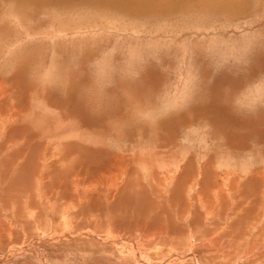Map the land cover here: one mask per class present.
Instances as JSON below:
<instances>
[{
    "label": "rangeland",
    "instance_id": "374dc122",
    "mask_svg": "<svg viewBox=\"0 0 264 264\" xmlns=\"http://www.w3.org/2000/svg\"><path fill=\"white\" fill-rule=\"evenodd\" d=\"M0 119L1 124L8 122V126L0 125V150L5 151L2 143L10 138L9 133L19 139L14 149L21 147V155L29 153L19 162L31 157V166L26 162L20 174L23 177L30 170L34 173L25 187L31 200L36 196L31 185L36 186L38 179L48 186L49 197L63 196L62 204L72 202L77 190L85 191L86 203L89 194L102 199V204L113 196L117 205L127 207L129 217L137 219V203L142 195L148 200L153 198V203L161 202L167 215L175 209L169 203L171 196L165 198L163 187H159L170 176L175 180V192L184 194L185 201L188 197L184 190L189 184L213 189L235 181L239 191L236 195L241 192L245 196L248 187L253 190L250 195L256 194L252 195L254 199L248 197L250 215L244 219L258 223V234L242 227V245L246 239L249 241L240 250L227 239L232 229L221 231L227 242L221 248L235 253L223 260L202 259L201 264H234L240 254L239 264H259V259H264L258 252L249 256L247 248L254 241L251 248L261 250L264 246V234H260L264 222L256 220L257 208L264 203V194L260 193L264 191V0H0ZM63 124L71 129H62ZM49 126L54 130L48 131ZM139 161L146 163L143 166ZM48 165L47 177L42 173ZM83 178L94 185L78 183ZM9 185L4 183L2 191ZM10 196H3L8 206ZM15 198L17 205L10 218L18 225L27 197L18 194ZM142 215L137 221L141 226ZM220 218L208 224L209 231L214 229V222L220 223ZM235 218H228L229 224L237 222ZM20 229L13 231L14 240L20 237L14 241L18 246L24 238ZM88 229L106 234V228ZM128 230L133 234L132 229ZM205 232L198 229L196 237L201 238ZM27 233L30 238L42 235L34 228ZM176 240L179 250L174 249L175 253L191 248L187 234ZM69 241L48 249L40 247L50 257L46 264H128L115 258L107 244ZM8 244L1 242V248ZM159 250H165L166 259L174 254L166 245L159 246ZM15 264L37 263L35 258L26 257Z\"/></svg>",
    "mask_w": 264,
    "mask_h": 264
},
{
    "label": "bare ground",
    "instance_id": "6f19581e",
    "mask_svg": "<svg viewBox=\"0 0 264 264\" xmlns=\"http://www.w3.org/2000/svg\"><path fill=\"white\" fill-rule=\"evenodd\" d=\"M19 113L20 112L18 110V114ZM22 114L20 116H18V115L17 116L18 117H21V116L23 117ZM24 115H25L24 117H28V116H26V114H24ZM28 115H30V112L28 113ZM34 115H36V114H34ZM31 116H33L32 113H31ZM35 118H33V119H35ZM40 118H41V116H40ZM1 119H2V117H1ZM36 119H38V118H36ZM29 122L27 121V124ZM7 123H8L7 121H2V124L0 123V125H4L5 126V125H7ZM14 124H15V122H14ZM45 124H48V123L46 122ZM27 126H29V125H27ZM50 126H49V128H50ZM17 127L18 126H16V128ZM39 127L40 126L36 127V129L39 128ZM52 127H55V126L53 125ZM65 127L69 128V126L67 127L66 125L63 124L62 129L65 130ZM18 128H19L18 130L20 131V127H18ZM42 128H45V127L42 126ZM29 129H31V128H28V130ZM69 129H71V128H69ZM69 129H67V130H69ZM31 130H33V129H31ZM51 130H54V129L50 128L48 131H51ZM0 131H2V129ZM43 131L45 132V129H43ZM75 131H73V133H75ZM34 133H35L34 135L37 134L36 132H34ZM48 133H51V132H48ZM7 134H8L7 137H10V138H7V140L3 141V143H2L4 148H5V149L4 148L3 149L5 151L0 150V221H5V222L8 223V224H4V222H1V224H0V250L2 251V252L0 251L1 252L0 253V264H15V263H18V261H25L26 257L35 258V262L37 264H39L37 259H40L44 264H46L47 261H50L49 260L50 257H49L48 254L44 253L45 251L43 249L41 251L40 247H45V249H48L50 247L57 246V244L64 243L66 241L74 240V239L80 240V241H84V240H86V241H95L94 243L99 241V243L107 244L112 249L111 250L112 254L115 252L114 254H116V256H117L115 258H118V260L120 259V260H122L124 262H127L128 264H177V263L180 264L181 262H185V264L188 263V262H191V264L192 263L201 264V260L202 259H211V260H213L215 258V259H222L223 260L224 257H227L230 253H235V252H231L229 250L225 251L224 248H221L220 245H223L224 243L227 244L226 240L223 241V239L225 237H224V235L221 234V231L230 230V232H231V229H232L233 232L232 233L229 232L230 233L229 235L227 234V236H229L227 239H228L229 242H234L236 244V246L237 245L240 246V248H241L240 250H244L245 246L248 245L247 241H249V239L248 240L246 239L244 244L242 245V243H241V241H242L241 240L242 239V236H241L242 227H243V229L247 227V229H248L247 231L249 233H251V234H255L257 232L258 223H255V222L253 223V221L250 218L249 219L246 218V220L244 219V217H248V215H250L249 214L250 210L248 209L249 204L246 203V202H251V200H249L248 197L253 198L252 195L254 197H256V194H251L250 195V191H253V190H250L249 187H248L243 192L244 195L245 194L247 195V196L245 195L246 197L241 195V192H240L239 195H236V191H238V184L235 181H233V182L230 181V182H232L233 186H231L230 182L226 181L225 182L226 183L225 185H227L226 187H225V185L222 186L221 185L222 183L219 184V182H218L219 185L214 186L213 189H211L210 187L204 188V186H202V188L201 187L198 188L196 185L192 186V185L189 184L188 185L189 187L185 188V190H184L186 196L188 197L187 201H185V200H183L184 199L183 198L184 194L182 195L181 193H178L177 190L175 192V188L176 187H174L175 183L173 182L175 180H171V179H173V177L170 176L167 179L164 177L165 180H164L163 186H159L161 188L163 187L164 191H161L162 190L161 188H160L161 189L160 191L162 192V194H165V198L171 196L172 200L169 203H171L174 206L175 209L172 208V211L169 212L171 210L170 209L168 211L170 213V214L168 213V215H169L168 216L167 213L164 211V209L162 207L163 206L162 203L159 202V200H157L159 203H157V202L153 203L152 202L153 198L150 199L151 200L150 201V200L147 199V196H143L141 194L142 196H140V202L138 201L139 203H137V204H139L138 206H140V207H139V209L136 210V211H138L136 215H138V217H140V215H142V213H143L142 218H143L144 222H143L142 226L138 225V222H137L138 219H139L138 217H137V219H134V218L132 219L131 216H130L131 218L128 216V211L125 209V208H127L126 206L124 208V207H121V206L117 205V203H116L117 201L114 202V199L112 198L113 196L111 197L110 200L106 199V201L104 200L106 197L103 196V198H104L103 201H105L106 203L104 204V202H103V204H102V201H100L102 199H99L97 197H93V196H91V194H89L90 197L88 198L89 200L87 199L88 203H86L85 199H84L86 197H83L85 191H81V190H77L76 191L75 190L76 188L73 187L74 190L76 191V198L72 202L69 201L70 202L69 204H64L65 202L63 200L64 203L62 204L61 200H62L63 196L62 197L61 196H54L53 197L52 196L53 194H52L51 195L52 197H49L50 196V192L48 193L47 190H46V188H48V186L46 187V183H43L41 180L39 181L37 179V181H36V176H35V179H34L36 181L35 182L36 186L35 185L33 186V184L32 185L30 184L32 186V188L35 187V189H36L35 194L37 196V197L35 196L36 202H34V201L32 202V200L35 199V198H32V200H31V195L25 193L26 192L25 189L28 186L27 182H29L28 180H30V178H31L30 176H34V173L30 170V172H28V173L25 172L23 174L24 175L23 177L20 176V174L23 172L22 171L23 168L25 167L24 164H27L29 162V160H31L30 159L31 157L28 156V159L24 163L23 162L20 163L19 161L20 160L22 161V157H23L24 153H23V155H21L22 152L21 153H19L20 151L18 152V150H22L21 147H18L17 149H14L18 145L19 139H17V138L13 139L11 136H9V133H7ZM13 134H15V133H13ZM17 134H18V132L15 135H17ZM28 134H29V132H28ZM72 134H70V137L74 136V134L73 135ZM24 135H25V133L23 134V136ZM30 135H32V132H31ZM30 135H28L27 137H29ZM57 136L60 137V134L58 133ZM25 137L26 136H24V138ZM33 137L30 136V139L31 138L33 139ZM42 137L46 138L45 136H42ZM44 138H41V139H43V141L41 140L42 141L41 143H43L45 141ZM52 138H54V137H52ZM75 138H76V136H75ZM27 141H29V140H27ZM37 141L39 142L40 140L37 139ZM58 141H59V139H58ZM23 142H22V144H23ZM38 142L36 144H38ZM42 146L44 147L45 145H42ZM47 146H48V144H47ZM22 147H23V145H22ZM34 147H33V149H34ZM45 148H46V146H45ZM23 152H25V151H23ZM28 152H30V151H28ZM14 153H16V155H14ZM18 153H19V155L17 156ZM25 153H26L25 155L29 154V153L27 154V152H25ZM35 156H36V154H35ZM148 157H150V156H148ZM154 158H155V156H154ZM37 160H39V159L36 158L35 161H37ZM145 160L147 161V159H145ZM32 161H33V159H32ZM18 162L20 164L17 166ZM40 162H41V164L43 163L42 161H40ZM140 162H142V161H139L137 163H140ZM31 163H33V162H31ZM59 163H60V161H59ZM145 163L142 162L140 164H142V165L144 164L145 165ZM140 164H139V166H141ZM154 165H156V164H154ZM36 166L39 167L37 164H36ZM139 166H137V167L139 168ZM149 166L152 167V165H149ZM28 168L29 167H27L26 170ZM160 168L162 169V167H160ZM37 169H39V168H37ZM49 169H50V167L48 165V166H46L43 169V173L42 172L41 173L43 175L47 174V177H48ZM156 169L158 170L159 167H157ZM32 170H33V168H32ZM35 171H37V170H35ZM131 172H132V170H131ZM123 173H124V171H123ZM152 173H154V171H152ZM137 174H140V173H137ZM171 174H173V173H171ZM105 175L107 176V174H105ZM150 175L151 174L148 175L149 179L152 180L153 178H150L151 177ZM110 176L112 177L113 175H109L108 177L111 178ZM140 176H141V174H140ZM47 177H45V179ZM66 177H68V176H65V178ZM108 177H107V179H109ZM117 177H119V175ZM234 177H238V176L236 175ZM259 177L262 179L261 176H259ZM138 178H140V177L138 176ZM155 178H154V180H155ZM232 178H233V176H232ZM240 178L237 179V180H241L242 179V178L241 179ZM39 179H40V177H39ZM68 179H67V181H68ZM174 179L177 180V178H174ZM224 179H222V180H224ZM53 180H55V178ZM74 180L71 181V182L72 183L75 182ZM151 180H150V183L152 182ZM31 181H33V180L31 179ZM59 181H61V180H58V182ZM228 181H229V179H228ZM261 181H263V180H261ZM261 181H260V184H263ZM154 182H152V183H154ZM4 183H7V184L10 183V185L8 186V188H7V190L5 192L2 191ZM78 183H80V184L85 183L87 186H91V184L94 183V182H92L91 180L88 181L87 179L83 178V182L79 181ZM78 183H77V185H78ZM146 183H148V181ZM156 183H157V181H156ZM223 183H224V181H223ZM68 184H70V182ZM50 185H52V184L50 183ZM60 185H61V182H60ZM63 185H66V184H63ZM92 185H94V184H92ZM114 185H115V183H114ZM137 185H138V183H137ZM141 185H143V184L141 183ZM185 185H187V183ZM250 185H253V184L251 183ZM10 186H11V188H10ZM31 186H30V188H31ZM133 186L134 185H131V187H133ZM60 187H62V186H60ZM94 187H96V185ZM145 187H147V186H144L143 189ZM151 187L153 188L154 186H151ZM155 187L158 188V186H155ZM12 188H13V193L11 191ZM252 188H253V186H252ZM263 188H264V186H263ZM117 189H118V187H117ZM143 189H142V191H143ZM197 189H199V191H197ZM9 191L12 194L8 193ZM54 191H57V190H54ZM54 191H53V193L55 194ZM60 191H61V189H60ZM112 191H116V190H112ZM160 191H159V193H160ZM260 191L261 190L256 191L257 194ZM262 191L260 192L261 195L264 194V191L263 192ZM63 192L61 191V194ZM95 192H96V190H95ZM98 192H99V190H98ZM134 192H136V191H134ZM28 193H29V191H28ZM31 193H34V192L32 191ZM102 193H104V192L102 191ZM143 193H145V192H143ZM18 194H22L23 196H25L27 198L22 203L23 204L22 205V207H23L22 211L23 212H21V214L24 215V216H22L20 214L19 215L22 216V217L18 216L20 218V220L19 219L18 220L20 221L21 224L19 223L18 225H16L15 224V222H16L15 220H14L15 222L11 221V218H10L11 215L10 214H12V212L16 209V205L17 204H16V202L14 200L16 199L15 197H17ZM24 194H26V195H24ZM95 194H97V193H95ZM112 194H113V192H112ZM6 195H11L10 199H9L10 200V203H9L10 205L9 206L6 205L3 202V201H6V199L5 200L3 199V196H6ZM101 195H103V194H100V195H97V196L101 197ZM118 196H120V195H118ZM240 196H241L242 199L238 198ZM150 197H151V194H150ZM68 198H69V196H68ZM160 198H161V196H160ZM206 198L208 200H205ZM163 199H164V197H163ZM263 199L264 198H262V200ZM69 200H71V199H69ZM11 202H13V203L11 204ZM242 202H245V205L241 204ZM126 204H127V202H126ZM246 205H248V207H246ZM255 206L257 208V205H255ZM171 207L172 206H170V208ZM253 207H254V205H253ZM259 207H261V206H259ZM120 208H122V209H120ZM142 210H143V212L140 214L139 212L142 211ZM257 210H259V211H257V213H256L257 216L256 217H258L259 220L258 219H256V220L264 222V203H263V206L261 207V209L257 208ZM217 217L218 218L223 217L224 219L220 218L221 219L219 221L220 223L214 222V224H212V226H214V229L209 231L208 230L209 229V227H208L209 225L208 224H210L215 219H218ZM233 217L234 218L236 217L235 219H237L236 221L238 222V224H237V222H234L235 220L234 221L232 220V222H230L231 224H229V222H228L229 219L228 218L233 219ZM25 218H26V221H25L26 224L23 225ZM140 221H142V219ZM85 222H87V223H85ZM16 223H18V222H16ZM262 225H264V224H262ZM91 226H94L95 229L96 228H98V229L100 228V230L102 229V231L106 228V230H105L106 234L105 235H103L102 233L100 234L98 229H97L98 231L89 230L88 228L91 227ZM16 227H20L21 228L20 230H21V232L23 231V236H24V238L22 240V244L19 245V246L16 245L14 243V241L17 240L20 237H18L15 240L13 239V237L14 238L16 237V234L13 232V231H15L14 229ZM26 228L28 230L30 228L31 229L34 228V229H37L39 231H42L41 237L38 238V235H36V236L34 235L31 238L28 237V235H27L28 234L27 233L28 230H26ZM201 228L204 229V230H207V232L203 233V236L201 238H197L196 237V232H198V229H201ZM128 229H132L133 230V234H130ZM262 233L264 234V228L262 229L260 234L262 235ZM36 234H38V233H36ZM186 234L188 236V242H189V246L191 248L188 251L184 252V253H177V252L175 253L174 249L178 248L179 246H178L177 242H174V240L177 241L176 239H179L180 237H182L183 235H186ZM257 234L258 233H256V235ZM222 237H224V238H222ZM254 238H256L255 235H254ZM5 241H8V243H9L8 247H6V248L3 247L4 249H2L1 248V242H5ZM253 243H249V246L247 247V248L250 249V251H248L249 256L253 257L258 252L261 255L263 254L260 258H262V257L264 258V252L260 253V251H263L264 246L260 247L261 250H258L259 247L257 249L255 248L256 249L255 250L254 248H251ZM165 245H166V248L168 246L169 248H171L174 251V254L168 259H166L165 258L166 256L163 255L165 250H164V252L159 250V246H165ZM230 246H231V243H230ZM233 249H234V247H233ZM176 250L178 251L179 249H176ZM235 251H236V249H235ZM240 255H239V257L235 258L236 261H235L234 264H239L238 262H240V260L242 261V257H240ZM232 257H233V255H232ZM263 260L261 261L259 259V261H258L259 264H264ZM253 261H255V260H253ZM254 264H256V263H254Z\"/></svg>",
    "mask_w": 264,
    "mask_h": 264
}]
</instances>
